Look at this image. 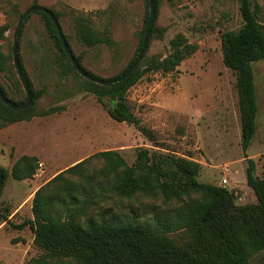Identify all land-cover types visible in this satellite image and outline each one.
Wrapping results in <instances>:
<instances>
[{
  "label": "rangeland",
  "instance_id": "rangeland-1",
  "mask_svg": "<svg viewBox=\"0 0 264 264\" xmlns=\"http://www.w3.org/2000/svg\"><path fill=\"white\" fill-rule=\"evenodd\" d=\"M257 20L264 26V0H251ZM37 4L57 13L58 23L81 66L102 79L122 72L137 55L139 33L146 16L142 0H37ZM33 0H0V85L14 100L24 91L12 63V35L16 22ZM83 14L92 27L106 38L89 48L76 36L73 19ZM242 25L237 0H159L156 32L149 39L144 57L164 58L170 41L182 35L196 46V52L169 73L144 72L128 89L126 102L140 125L151 131L149 141L134 126L112 120L87 90L76 71L69 70L65 58L52 40L44 19L31 15L19 38V55L35 91H42L35 111L56 112L35 116L0 129V169L5 170L0 194V264H28L41 256L33 244V233L17 225L32 218L31 201L37 189L57 174L82 162L83 175L101 169L99 153L115 151L127 165L135 161L139 149L172 154L200 165L197 181L226 187L237 207L256 205L253 191L246 185V162L240 147V121L235 75L222 62L221 35ZM11 57V59H10ZM258 112L256 131L246 152L255 163V175L264 178V60L252 63ZM103 101L113 105L108 98ZM35 156L39 169L28 180H13L10 173L21 156ZM78 171V170H77ZM77 171L65 174L78 181ZM193 197V196H192ZM152 203L165 208L161 200L133 199L126 203ZM124 212L127 208L124 207ZM182 244L185 232L169 235ZM250 264H264V251Z\"/></svg>",
  "mask_w": 264,
  "mask_h": 264
},
{
  "label": "trees",
  "instance_id": "trees-1",
  "mask_svg": "<svg viewBox=\"0 0 264 264\" xmlns=\"http://www.w3.org/2000/svg\"><path fill=\"white\" fill-rule=\"evenodd\" d=\"M142 1L147 11L137 52L149 16L148 0ZM36 2L33 0L32 6L39 5ZM158 2L153 0L155 15L149 39L157 30ZM237 2L242 25L237 31L221 35V52L224 67L235 75L240 147L246 162L245 181L257 204L237 207L233 193L226 187L198 182L200 165L186 158L139 149L134 163L129 166L117 152L104 151L99 153L104 160L101 169L83 175L79 169L82 162H79L35 191L31 201L32 218L17 225L19 230L28 227L33 233V244L42 250L41 256L28 264H250L264 251V178L255 175V163L246 154L256 131L258 112L252 63L264 60V26L257 20V5L253 6L251 0ZM50 12L57 19V13ZM33 14L44 19L68 69L75 72L50 19L42 12L30 13L21 25L17 41L18 63L28 83L32 102L21 111L9 109L0 102V129L56 112L55 109L42 113L35 111V102L42 91L33 89L19 55V38L25 22ZM73 22L76 36L84 46L93 48L106 41L92 27L88 16L78 14ZM6 30L1 28V38ZM169 45L170 53L164 58H145L146 46L141 60L144 61V72H172L196 52V46L182 35L175 36ZM74 58L87 75L106 81L119 78L136 59L133 58L114 77L102 79L85 70L79 57ZM139 65L128 77L111 86H100L83 77L82 80L112 120L134 126L154 142L153 133L140 125V120L126 102L128 89L143 72ZM0 90L14 105L26 100L25 93L23 99L14 100L1 85ZM105 97L113 102L112 106L103 101ZM38 169L37 157L23 155L14 162L10 175L13 180L24 181L31 179ZM1 171L4 182L6 172ZM74 171L80 173L78 181L65 176ZM2 187L3 183L0 194ZM138 198H159L165 208L158 210V206L152 203L125 204V201ZM124 207L127 212L123 211ZM6 218L0 213V219ZM178 231L188 235L185 243L179 244L169 237Z\"/></svg>",
  "mask_w": 264,
  "mask_h": 264
},
{
  "label": "water",
  "instance_id": "water-1",
  "mask_svg": "<svg viewBox=\"0 0 264 264\" xmlns=\"http://www.w3.org/2000/svg\"><path fill=\"white\" fill-rule=\"evenodd\" d=\"M148 5H149V16H148V21L146 24V28L144 31V35H143V39L141 42V46L140 49L138 51V54L136 56V59L134 60L133 64L131 65V67L124 73L122 74L119 78L117 79H112V80H99V79H95L89 75H87L84 71H82V69L80 68V66L77 64L71 50L69 49V47L67 46V43L64 39V35L62 33V30L60 28V25L57 21V19L54 17V15L50 12V10H48L46 7L41 6V5H34L29 7L28 9H26L18 18L14 31H13V35H12V63H13V68L15 71V74L17 75V78L22 86V89L25 93L26 96V100L23 104L20 105H14L13 103H11L10 101H8L4 95L2 94L1 90H0V102L7 106L9 109H12L14 111H21V110H25L27 109L31 102H32V96L30 93V89L28 86V83L26 82L24 75L22 73V70L20 69L19 63H18V33L20 31L21 25L23 23V21L25 20V18L32 12H42L44 13L51 21V23L53 24L56 32H57V36L59 38L61 47L63 49V51L65 52L66 56L68 57L71 65L74 67L75 71L82 76L83 78H85L88 81H91L97 85L100 86H111L115 83H118L122 80H124L126 77H128L131 73H133L138 65L140 64L142 57L144 55L147 43H148V39H149V31H150V27L152 25V22L154 20V15H155V11H154V3L153 0H148ZM3 183V173L0 169V187L2 186Z\"/></svg>",
  "mask_w": 264,
  "mask_h": 264
},
{
  "label": "built area",
  "instance_id": "built-area-1",
  "mask_svg": "<svg viewBox=\"0 0 264 264\" xmlns=\"http://www.w3.org/2000/svg\"><path fill=\"white\" fill-rule=\"evenodd\" d=\"M220 185H221V186H225V185H227V179H226V178H223V179L221 180Z\"/></svg>",
  "mask_w": 264,
  "mask_h": 264
},
{
  "label": "crops",
  "instance_id": "crops-1",
  "mask_svg": "<svg viewBox=\"0 0 264 264\" xmlns=\"http://www.w3.org/2000/svg\"><path fill=\"white\" fill-rule=\"evenodd\" d=\"M220 183H221V181H220Z\"/></svg>",
  "mask_w": 264,
  "mask_h": 264
}]
</instances>
